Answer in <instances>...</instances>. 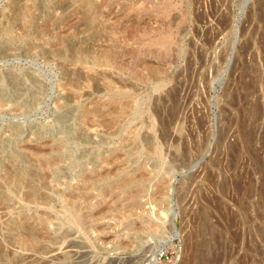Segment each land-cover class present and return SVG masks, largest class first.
I'll use <instances>...</instances> for the list:
<instances>
[{"label": "rangeland", "instance_id": "obj_1", "mask_svg": "<svg viewBox=\"0 0 264 264\" xmlns=\"http://www.w3.org/2000/svg\"><path fill=\"white\" fill-rule=\"evenodd\" d=\"M0 264H264V0H0Z\"/></svg>", "mask_w": 264, "mask_h": 264}]
</instances>
